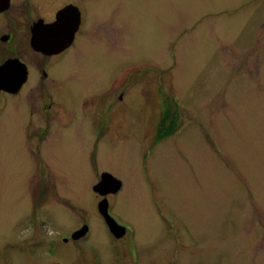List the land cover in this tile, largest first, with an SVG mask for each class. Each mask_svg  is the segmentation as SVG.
<instances>
[{
    "label": "rangeland",
    "instance_id": "rangeland-1",
    "mask_svg": "<svg viewBox=\"0 0 264 264\" xmlns=\"http://www.w3.org/2000/svg\"><path fill=\"white\" fill-rule=\"evenodd\" d=\"M97 6L111 22L76 67L61 60L64 101L79 107L120 76L119 127L92 138L77 121L44 171L0 167V264H264V0ZM104 171L123 181L108 199L130 243L99 212Z\"/></svg>",
    "mask_w": 264,
    "mask_h": 264
},
{
    "label": "flooded vegetation",
    "instance_id": "flooded-vegetation-1",
    "mask_svg": "<svg viewBox=\"0 0 264 264\" xmlns=\"http://www.w3.org/2000/svg\"><path fill=\"white\" fill-rule=\"evenodd\" d=\"M93 1L0 0V84L5 83L0 87L1 168L19 166L44 171L50 166L52 139L70 133L77 121L84 123L92 138L118 129L122 117L115 114L126 105L129 88H121L120 76L102 92L81 95L79 107L67 105L73 91L63 84L67 67L61 60L70 59L71 67H76L82 42L87 40L93 45L100 39L95 34L99 26L111 22L110 13L97 20L99 0ZM224 12L232 13L228 9ZM107 38L106 34L102 39ZM125 76L131 78L128 72ZM58 125L60 129L53 132V126ZM125 126L124 119L119 130ZM12 139L22 140L17 154L7 145ZM25 141L30 142L27 148ZM97 195L98 201L104 198ZM117 221L127 228L129 243L135 240L134 233L129 236V227Z\"/></svg>",
    "mask_w": 264,
    "mask_h": 264
},
{
    "label": "water",
    "instance_id": "water-1",
    "mask_svg": "<svg viewBox=\"0 0 264 264\" xmlns=\"http://www.w3.org/2000/svg\"><path fill=\"white\" fill-rule=\"evenodd\" d=\"M10 85H13V83ZM18 85L16 87H18ZM0 87H5V83L0 84ZM121 185L122 183L119 179L115 178L108 172H104L101 176V180L94 185L93 189L100 195L106 196L108 193H116L121 188ZM98 209L105 218L110 231L117 238H120L124 234V227L118 225L116 221L109 215V203L106 197L99 202ZM88 230L89 227L85 225L77 234L73 235L72 239H79L83 237L88 232Z\"/></svg>",
    "mask_w": 264,
    "mask_h": 264
}]
</instances>
